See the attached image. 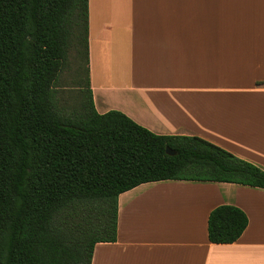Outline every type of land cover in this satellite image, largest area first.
I'll return each mask as SVG.
<instances>
[{"label": "crops", "instance_id": "crops-1", "mask_svg": "<svg viewBox=\"0 0 264 264\" xmlns=\"http://www.w3.org/2000/svg\"><path fill=\"white\" fill-rule=\"evenodd\" d=\"M88 80L97 113L264 171V0H88ZM221 205L248 218L232 244L208 240ZM91 264H264V189L141 184L118 196L116 242L97 243Z\"/></svg>", "mask_w": 264, "mask_h": 264}, {"label": "trees", "instance_id": "trees-1", "mask_svg": "<svg viewBox=\"0 0 264 264\" xmlns=\"http://www.w3.org/2000/svg\"><path fill=\"white\" fill-rule=\"evenodd\" d=\"M80 53L87 99L68 110L57 90ZM166 180L264 189V171L211 142L96 112L88 0H0V264H91L97 243L116 242L118 196ZM247 226L218 206L208 240L232 244Z\"/></svg>", "mask_w": 264, "mask_h": 264}, {"label": "rangeland", "instance_id": "rangeland-1", "mask_svg": "<svg viewBox=\"0 0 264 264\" xmlns=\"http://www.w3.org/2000/svg\"><path fill=\"white\" fill-rule=\"evenodd\" d=\"M86 84L87 63L85 55L80 53L75 64L70 63L62 75V87L57 90L61 105H65L68 110L79 108L80 102L87 99Z\"/></svg>", "mask_w": 264, "mask_h": 264}, {"label": "water", "instance_id": "water-1", "mask_svg": "<svg viewBox=\"0 0 264 264\" xmlns=\"http://www.w3.org/2000/svg\"><path fill=\"white\" fill-rule=\"evenodd\" d=\"M166 153H167L168 155H174V152H172L170 149H166Z\"/></svg>", "mask_w": 264, "mask_h": 264}]
</instances>
